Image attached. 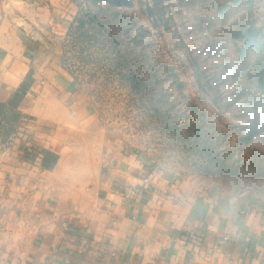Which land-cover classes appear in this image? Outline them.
<instances>
[{"label":"crops","instance_id":"0c3cea01","mask_svg":"<svg viewBox=\"0 0 264 264\" xmlns=\"http://www.w3.org/2000/svg\"><path fill=\"white\" fill-rule=\"evenodd\" d=\"M226 2L245 25L244 48L247 37L257 47L247 0ZM3 7L0 264H185L188 231L201 238L196 264H264V203L184 198L177 177L154 171L134 146L96 136L61 58L30 48ZM40 10L62 32V0ZM127 186L136 189L129 199Z\"/></svg>","mask_w":264,"mask_h":264},{"label":"rangeland","instance_id":"374dc122","mask_svg":"<svg viewBox=\"0 0 264 264\" xmlns=\"http://www.w3.org/2000/svg\"><path fill=\"white\" fill-rule=\"evenodd\" d=\"M44 1L2 0L30 48L61 58L96 136L134 146L184 198L264 203V49L244 48L226 0H62V32Z\"/></svg>","mask_w":264,"mask_h":264},{"label":"built area","instance_id":"2783aa9c","mask_svg":"<svg viewBox=\"0 0 264 264\" xmlns=\"http://www.w3.org/2000/svg\"><path fill=\"white\" fill-rule=\"evenodd\" d=\"M249 5L250 14L252 21L255 24V41L258 46L264 49V0H247ZM3 6L2 0H0V8ZM0 20H2V13L0 12ZM2 187L0 186V191ZM125 197L132 198L136 195V189L131 186H127L124 189ZM63 229L65 231H70V226L67 223L62 224ZM188 243L190 248V258L185 264H196V249L199 247L201 243V238L197 236L193 231H188ZM230 241L228 235H224L219 241L218 245L220 247L224 246L226 243ZM82 249L85 250V245L82 244Z\"/></svg>","mask_w":264,"mask_h":264}]
</instances>
